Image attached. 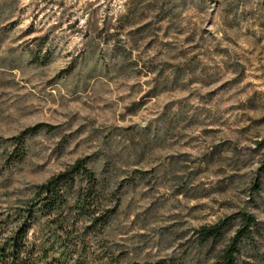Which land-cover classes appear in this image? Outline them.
I'll return each instance as SVG.
<instances>
[{
  "label": "rangeland",
  "instance_id": "374dc122",
  "mask_svg": "<svg viewBox=\"0 0 264 264\" xmlns=\"http://www.w3.org/2000/svg\"><path fill=\"white\" fill-rule=\"evenodd\" d=\"M85 157L110 218L80 264H214L243 214L264 264V0H0V219Z\"/></svg>",
  "mask_w": 264,
  "mask_h": 264
},
{
  "label": "trees",
  "instance_id": "16d2710c",
  "mask_svg": "<svg viewBox=\"0 0 264 264\" xmlns=\"http://www.w3.org/2000/svg\"><path fill=\"white\" fill-rule=\"evenodd\" d=\"M38 127L50 128L45 124ZM25 135L26 132H22L15 139L21 141ZM89 161V157L79 159L46 183L36 186L31 200L15 214L0 219V264H80L85 261L86 236L101 232L110 218L108 209L102 206V186L89 169ZM253 188L259 193V179L254 181ZM82 219L87 222L77 226ZM240 221L241 226L214 264H240L245 245L251 244L259 229V223L249 214L241 215ZM10 225L13 228L8 231ZM32 227L38 230L31 241ZM229 227L228 219L203 226L197 231V243L201 246L219 243ZM152 264L172 263L159 260Z\"/></svg>",
  "mask_w": 264,
  "mask_h": 264
}]
</instances>
